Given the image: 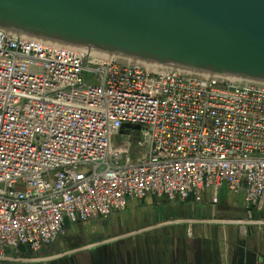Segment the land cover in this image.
<instances>
[{
	"label": "built area",
	"instance_id": "built-area-1",
	"mask_svg": "<svg viewBox=\"0 0 264 264\" xmlns=\"http://www.w3.org/2000/svg\"><path fill=\"white\" fill-rule=\"evenodd\" d=\"M224 186L264 202V83L0 30V264L66 219Z\"/></svg>",
	"mask_w": 264,
	"mask_h": 264
},
{
	"label": "water",
	"instance_id": "water-1",
	"mask_svg": "<svg viewBox=\"0 0 264 264\" xmlns=\"http://www.w3.org/2000/svg\"><path fill=\"white\" fill-rule=\"evenodd\" d=\"M0 30L264 83V0H0Z\"/></svg>",
	"mask_w": 264,
	"mask_h": 264
},
{
	"label": "crops",
	"instance_id": "crops-1",
	"mask_svg": "<svg viewBox=\"0 0 264 264\" xmlns=\"http://www.w3.org/2000/svg\"><path fill=\"white\" fill-rule=\"evenodd\" d=\"M264 202L249 213L245 191L207 190L187 199H128L122 211L65 220L38 252L7 251L1 264H264Z\"/></svg>",
	"mask_w": 264,
	"mask_h": 264
},
{
	"label": "rangeland",
	"instance_id": "rangeland-1",
	"mask_svg": "<svg viewBox=\"0 0 264 264\" xmlns=\"http://www.w3.org/2000/svg\"><path fill=\"white\" fill-rule=\"evenodd\" d=\"M85 79H86L87 81H92V80L94 79V76H93L92 73H85ZM125 138H126V135H125V134H124V135H120L119 137H117L116 141H117V143L119 144V143H121L122 140L125 139ZM137 141H138L137 138H134V139H133L134 144H136ZM142 151H143V150H139V149H137V147H136L135 150H134V153H135V155H138V154L142 153Z\"/></svg>",
	"mask_w": 264,
	"mask_h": 264
},
{
	"label": "bare ground",
	"instance_id": "bare-ground-1",
	"mask_svg": "<svg viewBox=\"0 0 264 264\" xmlns=\"http://www.w3.org/2000/svg\"><path fill=\"white\" fill-rule=\"evenodd\" d=\"M146 65H148V66H154V67H157V66H160V65H156V64H152V63H146Z\"/></svg>",
	"mask_w": 264,
	"mask_h": 264
}]
</instances>
